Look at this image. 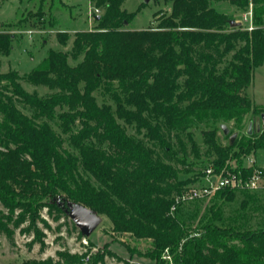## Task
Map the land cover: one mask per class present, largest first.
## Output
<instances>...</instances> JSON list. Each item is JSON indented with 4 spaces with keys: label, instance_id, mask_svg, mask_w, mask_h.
Here are the masks:
<instances>
[{
    "label": "trees",
    "instance_id": "obj_1",
    "mask_svg": "<svg viewBox=\"0 0 264 264\" xmlns=\"http://www.w3.org/2000/svg\"><path fill=\"white\" fill-rule=\"evenodd\" d=\"M90 1L103 13L94 30L75 32L70 52L49 50L25 76L0 73V232L13 239L21 229L41 242L42 210L65 199L108 218L115 233L147 241L144 253L128 249L154 264H264V229L192 226L177 216L208 169L183 178L192 171L177 167L188 165L179 134L205 121L242 130L250 114L264 113L247 93L264 64V0H231L252 5L253 30L231 27L213 6L221 0H166L171 14L146 30L127 27L136 14L125 0ZM15 37L0 31L1 55ZM70 38L57 33L61 45ZM22 81L50 92H29ZM203 137L215 174L235 168L247 178L245 158L264 150V128L226 146L217 128ZM217 194L234 198L229 188Z\"/></svg>",
    "mask_w": 264,
    "mask_h": 264
},
{
    "label": "rangeland",
    "instance_id": "obj_2",
    "mask_svg": "<svg viewBox=\"0 0 264 264\" xmlns=\"http://www.w3.org/2000/svg\"><path fill=\"white\" fill-rule=\"evenodd\" d=\"M214 8L229 17L230 20L241 22L239 26L247 29L255 27L253 7L250 5L243 10L231 0L213 2ZM123 9L128 13H135L133 21L127 26L130 30H146L157 26V19L170 15L172 3L166 0H125ZM103 13L102 9L95 8L90 0H0V31H7L15 35L13 50L9 56L0 54V73L17 71L21 76L28 75L47 56L48 51L70 52L75 32L90 31L97 27L96 16ZM58 32H67L71 35L67 45H61L57 40ZM230 56L223 64H227ZM80 60H70L76 65ZM23 86L29 92L37 91L40 95H47L50 91L45 87H35L26 81ZM248 96L254 104L264 108V64L254 71L253 82L248 90ZM99 102L105 98L98 97ZM31 114L29 111H26ZM250 120H253V131L260 133L263 130L261 115L250 114L242 130L235 127L233 122H202L194 124L187 132L180 133L187 145L186 166L177 165L179 169H188L192 172L183 175V178L201 173L210 168L213 160L212 153L204 143L203 132L217 128L219 142L222 145L230 144L232 136L241 139L248 131ZM223 126L229 129L225 135ZM131 134L133 129H129ZM190 132L196 141L200 157L192 151V145L187 138ZM173 142L177 147L176 133ZM253 158L256 165L264 168V150H259L245 158ZM233 167L236 164L232 162ZM202 177L191 184L192 188L201 190L205 181ZM179 205L177 216L192 226H201L209 222H216L223 227H231L240 231L264 229V187L249 190H234L233 200H227L220 194L211 193L197 198H190L187 190ZM58 210L50 213L48 209L41 212L45 222H38L41 231V242L35 240L33 233L15 230L13 239L0 232V264H23L27 261L48 264H154L153 261L138 254L131 255L128 246L136 247L142 253L149 247L147 241L136 242L126 234L113 231L112 224L103 215H99L89 208H85L98 221L96 229L85 236L81 229L70 217V205L65 199H57ZM28 224H24V229ZM71 258V260L69 259ZM169 259V257H166Z\"/></svg>",
    "mask_w": 264,
    "mask_h": 264
},
{
    "label": "built area",
    "instance_id": "obj_3",
    "mask_svg": "<svg viewBox=\"0 0 264 264\" xmlns=\"http://www.w3.org/2000/svg\"><path fill=\"white\" fill-rule=\"evenodd\" d=\"M253 29V26L249 28V30ZM246 161L247 163L244 162V167L253 170L252 174L247 178H243L241 176V172L237 173L236 171H234L235 168L229 171L222 172L220 174H215L212 168H208L205 171V176L203 178L205 184L200 191L196 188H192L190 190V198L193 199L202 195L216 193L226 188H229L231 190H256L264 187V168L256 165V160L253 158H249ZM213 178H215V181H213ZM183 199H185L184 196Z\"/></svg>",
    "mask_w": 264,
    "mask_h": 264
},
{
    "label": "water",
    "instance_id": "obj_4",
    "mask_svg": "<svg viewBox=\"0 0 264 264\" xmlns=\"http://www.w3.org/2000/svg\"><path fill=\"white\" fill-rule=\"evenodd\" d=\"M152 0H145L146 3L151 2ZM96 20L100 19V15H97ZM229 24L231 27H239L242 25L241 22H236L235 20H229ZM262 121H263V127H264V113L261 115ZM223 131L225 135L229 133V129L226 126H223ZM253 133V123L251 122L248 127L247 134L251 135ZM235 141V136H232L230 139V144H233ZM213 181H215V178H213ZM71 211H70V217L74 221V223L81 229L82 233L85 236L90 235L97 227L98 221L97 219L90 214L84 207L77 205V204H71L70 205Z\"/></svg>",
    "mask_w": 264,
    "mask_h": 264
}]
</instances>
